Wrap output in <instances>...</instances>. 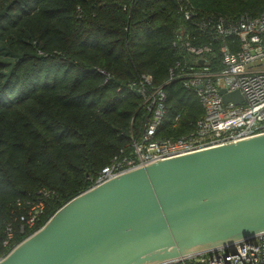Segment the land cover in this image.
Returning a JSON list of instances; mask_svg holds the SVG:
<instances>
[{
    "label": "trees",
    "instance_id": "16d2710c",
    "mask_svg": "<svg viewBox=\"0 0 264 264\" xmlns=\"http://www.w3.org/2000/svg\"><path fill=\"white\" fill-rule=\"evenodd\" d=\"M186 1L194 21L178 0H0V243L9 225L15 233L5 254L132 156L148 112L131 84L150 75L167 92L164 138L186 136L204 116L194 90L167 84L177 63L190 66L183 43H173L181 34L212 47L220 68V46L236 53L239 40L213 42L198 25L258 18L264 0ZM99 70L112 75L107 84ZM39 203L36 227L22 232L21 217Z\"/></svg>",
    "mask_w": 264,
    "mask_h": 264
},
{
    "label": "water",
    "instance_id": "95a60500",
    "mask_svg": "<svg viewBox=\"0 0 264 264\" xmlns=\"http://www.w3.org/2000/svg\"><path fill=\"white\" fill-rule=\"evenodd\" d=\"M263 234L264 133L95 183L0 264H173Z\"/></svg>",
    "mask_w": 264,
    "mask_h": 264
},
{
    "label": "built area",
    "instance_id": "2783aa9c",
    "mask_svg": "<svg viewBox=\"0 0 264 264\" xmlns=\"http://www.w3.org/2000/svg\"><path fill=\"white\" fill-rule=\"evenodd\" d=\"M181 12L187 21L198 16L196 9L186 0H178ZM203 36L208 33L213 42L236 37L240 50L233 53L223 44L220 46V68L211 66V58H216L210 46H192L186 37L178 35L174 47H183L188 53L186 62L190 66L177 63L169 71L170 79L182 81L192 89L204 109V116L196 123L193 131L179 139L164 138L160 133L168 101L163 87L154 89L150 75L142 77L139 87L131 84L144 99L148 120L143 134L132 142V156L115 161L106 168L96 183L110 179L125 171L136 169L159 160L206 149L230 142H237L264 133V13L258 18H247L238 23L220 20L216 25L200 23ZM184 34V33H182ZM203 61V64L200 62ZM187 64V63H185ZM213 64V63H212ZM107 84L112 75L99 70ZM238 91L243 97L242 104L223 102L221 91ZM180 118L177 117L176 121ZM44 205L39 203L31 208L27 216H22L26 227L35 228ZM15 238L14 229L8 226L6 237L0 243V261L6 257L5 250ZM173 264H264V234L250 243H240L232 249L217 250L212 253L182 259Z\"/></svg>",
    "mask_w": 264,
    "mask_h": 264
},
{
    "label": "rangeland",
    "instance_id": "374dc122",
    "mask_svg": "<svg viewBox=\"0 0 264 264\" xmlns=\"http://www.w3.org/2000/svg\"><path fill=\"white\" fill-rule=\"evenodd\" d=\"M5 59H6V58H3V60H5ZM9 70H10V69H6V71H5V72H6V73H5L6 76H8V74H9Z\"/></svg>",
    "mask_w": 264,
    "mask_h": 264
}]
</instances>
